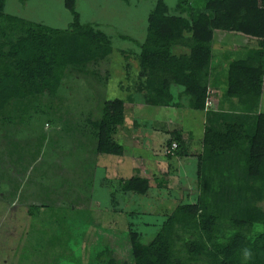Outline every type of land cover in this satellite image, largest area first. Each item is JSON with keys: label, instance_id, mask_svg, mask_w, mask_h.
<instances>
[{"label": "trees", "instance_id": "1", "mask_svg": "<svg viewBox=\"0 0 264 264\" xmlns=\"http://www.w3.org/2000/svg\"><path fill=\"white\" fill-rule=\"evenodd\" d=\"M6 4L0 0L1 113L15 99L57 98L68 67L85 68L113 52L110 35L97 24L81 21L77 0H64L72 15L67 28L7 14ZM176 9L171 14L166 0H157L149 13L146 37L138 42L134 93L128 99L207 110L197 155L198 197L173 208L149 242L128 223L131 264H264V0H178ZM215 31L244 35L257 41L256 46L242 47L217 72ZM175 47L181 49L176 53ZM123 53L129 74L131 64ZM222 84L230 108H207L212 87ZM125 111L124 99H108L100 119H87L98 153L125 154L115 138ZM188 139L180 129L171 131L168 167L174 157L191 154ZM173 142L178 143L175 149ZM140 174L119 181V188L147 194L150 179ZM164 177L161 187L168 182ZM103 244L94 250L100 264H130L110 243Z\"/></svg>", "mask_w": 264, "mask_h": 264}, {"label": "rangeland", "instance_id": "2", "mask_svg": "<svg viewBox=\"0 0 264 264\" xmlns=\"http://www.w3.org/2000/svg\"><path fill=\"white\" fill-rule=\"evenodd\" d=\"M156 2L77 0L81 21L97 24L110 35L113 52L85 68L68 67L57 98L15 99L0 112V264H100L95 251L103 243L131 264L128 223L149 242L173 208L197 200L195 170L191 176L186 166L183 175H190L179 180L181 173L176 175L173 164L168 168L166 148L169 131L201 130L200 117H194L199 113L128 99L139 69L138 42L146 37ZM166 2L170 13L177 14L178 0ZM5 12L57 28H67L72 20L64 0H7ZM256 42L226 31L214 33L219 55L224 50L237 57L238 50ZM123 52L131 64L129 74ZM113 98L126 101V120L120 126L124 130L115 136L125 146L123 156L98 153L87 123L89 117L100 119L104 102ZM233 102L239 105L237 99ZM188 148L191 154L200 150L189 140ZM149 156L163 159L158 166L170 169L171 176L153 168L146 161ZM138 172L150 176L148 193L122 191L119 181ZM163 177L168 180L165 187L159 185Z\"/></svg>", "mask_w": 264, "mask_h": 264}, {"label": "crops", "instance_id": "3", "mask_svg": "<svg viewBox=\"0 0 264 264\" xmlns=\"http://www.w3.org/2000/svg\"><path fill=\"white\" fill-rule=\"evenodd\" d=\"M215 50H216V48H215ZM219 50V48L217 49V51ZM221 50V49H220ZM215 56L217 57V58H214V61H213V66H215V69L217 70V72L218 71H223V67L224 66H226V64H227V62H228V59H229V57H230V55L227 53V52H225L224 50H222L221 51V55H219V52H215ZM231 58H233V57H231ZM215 74H217L216 72H215ZM222 88H223V84L221 85V87L220 88H215V87H212V91H211V96H210V101L212 102V106H211V108L212 109H217V108H219V107H225V108H230V102H229V100H224V98H223V90H222ZM178 88H176V89H174L175 91H179V90H177ZM263 101V102H262ZM262 101H261V106H260V111L262 110V111H264V93H263V96H262ZM232 102H233V100H232ZM197 111V113H199V114H196L194 117L196 118V119H198L199 117H200V119H201V130H199L198 129V131L196 132L195 130H194V128L193 127H191V128H182V129H180V130H182L183 132H184V134H185V138H188L189 137V141H190V143H192V144H194V145H199L200 146V150L197 152V154H194L193 152H192V154H190V155H188V156H177V157H174L173 159H172V162H173V166H174V168H173V170H175V172H176V175H177V173H178V175H179V172L181 173V175H180V179L179 180H181V178L183 179V178H185V179H187V176L188 175H190V173H191V176H193L194 175V173H193V171L191 170V169H193V170H195V172H196V170H197V160H198V158H197V155L201 152V150H202V138H203V135H204V128H205V122H206V113H207V110H196ZM198 115V116H197ZM120 129H123V128H120ZM124 130V129H123ZM128 130H130L129 128H128ZM173 130H176V129H173ZM173 130H171V131H173ZM171 131H169L170 132V136H171ZM188 134L190 135V136H188ZM170 138V137H169ZM196 143V144H195ZM199 143V144H198ZM150 158H146V161L150 164V165H152V166H154L153 168H155V169H162L161 168V165H163V159L162 160H159V157L158 156H156V157H154V156H149ZM166 157H167V155H166ZM184 157H189L188 158V161L190 162V165H189V162L187 161V160H185L184 161ZM175 159V160H174ZM183 159V160H182ZM174 160V161H173ZM178 160V163H176L177 164V166H175L174 165V163H175V161H177ZM167 161H168V159H167ZM158 163H160L161 165L160 166H158ZM169 164V163H168ZM186 166H188L189 167V172L190 173H188V175H187V173H185L184 175H183V172H184V169L186 170ZM177 167V168H176ZM169 168V167H168ZM165 168H163L162 169V171L165 173V170H164ZM169 169H167V171H168ZM188 171V170H187ZM147 173V172H146ZM174 174V173H173ZM149 179H150V176L149 175H146ZM170 176H171V174H170ZM184 176V177H183ZM184 183H186V182H184ZM31 207H33V206H31ZM30 209H33V208H30Z\"/></svg>", "mask_w": 264, "mask_h": 264}, {"label": "built area", "instance_id": "4", "mask_svg": "<svg viewBox=\"0 0 264 264\" xmlns=\"http://www.w3.org/2000/svg\"><path fill=\"white\" fill-rule=\"evenodd\" d=\"M211 106H212V102H211L210 100H208V101H207V105H206V107H207V108H211ZM177 145H178L177 142H173L171 148H172V149H175V148H177Z\"/></svg>", "mask_w": 264, "mask_h": 264}]
</instances>
